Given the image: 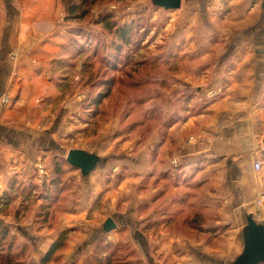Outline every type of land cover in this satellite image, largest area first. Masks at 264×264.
Masks as SVG:
<instances>
[{"label": "crops", "instance_id": "0c3cea01", "mask_svg": "<svg viewBox=\"0 0 264 264\" xmlns=\"http://www.w3.org/2000/svg\"><path fill=\"white\" fill-rule=\"evenodd\" d=\"M60 8L56 0H0V198L12 170L29 192L42 189L36 164L49 155L46 144L59 147L51 97L38 100L53 87L44 78L60 52L61 38L53 36ZM172 12L164 27L170 83L163 108L174 119L149 136L147 150L135 140L126 182L95 174L100 160L88 175L65 167L73 189L52 228L15 226L0 215L12 237L22 231L35 261L69 231L52 264H88L100 238L131 248V264H236L253 224L264 231V205L256 204L264 178V0H182ZM8 93L16 99L11 109L2 105ZM184 94L191 100L175 102ZM7 204L0 200V208ZM109 218L117 228L103 233Z\"/></svg>", "mask_w": 264, "mask_h": 264}, {"label": "rangeland", "instance_id": "374dc122", "mask_svg": "<svg viewBox=\"0 0 264 264\" xmlns=\"http://www.w3.org/2000/svg\"><path fill=\"white\" fill-rule=\"evenodd\" d=\"M86 1L87 16L67 22L64 6L56 0L61 8L59 28L53 36L61 38L60 52L51 62L52 72L44 78L51 81L53 87L51 90L45 88L38 100L45 102L51 97L49 102L54 109L50 125L57 121L53 132L57 134L59 147L46 144L49 155L43 158L46 171L47 159L51 164L47 167L52 171V175L49 173L43 180L46 189L55 177V162L60 163L64 171L69 167L66 158L71 150L96 156L100 162L95 174L103 170L108 177L106 181L113 182L112 185L126 182L131 177L135 140L140 139L139 144L143 145L138 148L143 149L153 132L161 129L159 134L164 133L161 121L168 117L163 108L169 100L165 89L170 83L164 76V55L169 53L164 42V27L168 15L174 12L159 8L155 0ZM123 26L129 27L128 43L125 38H119L118 29ZM176 86L179 88V84ZM185 97L184 94L174 100L177 103L191 100ZM15 100L12 94H5L3 108L11 109ZM148 108L157 111L161 121H155L154 118L159 119L157 114L151 117L153 120H148L151 113ZM103 159L106 162L101 165ZM16 173L12 170L11 175H7L9 191L1 190L3 197L0 200L8 201V204L0 208V215L11 217L15 226L34 225L41 230L47 224L45 228H52V219L49 221V218L55 219L67 211L66 205L70 201L73 183L66 179L67 172L59 175L60 186L54 191L39 188L37 193L29 192L25 181ZM260 180L259 194L264 191V178ZM143 184H147L146 177ZM26 196L32 197L33 202L23 200ZM263 205L264 202L260 206ZM88 219L92 220L93 216ZM78 226L84 229L86 224L82 222ZM21 232H13L14 242L18 247L26 246V256L32 258L30 246ZM100 239L98 247L104 242ZM127 251L122 249L120 252L126 254ZM121 253L119 257H124Z\"/></svg>", "mask_w": 264, "mask_h": 264}, {"label": "trees", "instance_id": "16d2710c", "mask_svg": "<svg viewBox=\"0 0 264 264\" xmlns=\"http://www.w3.org/2000/svg\"><path fill=\"white\" fill-rule=\"evenodd\" d=\"M60 2L63 4L65 13H66V21H72V20H81L84 19L87 16V9H86V0H60ZM129 27H121L118 29L119 38L123 40L126 39L127 43L129 42ZM166 70V68H165ZM166 74L164 73V76ZM169 79V77H167ZM170 80V79H169ZM150 93V92H149ZM147 104L150 105V102H147ZM152 108H148V110L151 111L149 113V119L153 120V116H156L159 118H154L156 122L161 121L160 120V114L157 113V111L152 112ZM160 110V108H158ZM174 119V116H168L167 121L165 119L162 122V130L166 126H168L171 122V120ZM159 124V123H158ZM157 124V125H158ZM161 130V129H159ZM67 163V162H66ZM64 173V167L60 163L55 162V169H54V175L55 177L50 181V185L46 189L45 184L43 185V191L47 190H55L56 187H59V175ZM42 215V214H40ZM17 216V213L15 214V217ZM37 219V218H36ZM45 223H47V218L44 219ZM51 218H49V221ZM44 222V221H43ZM49 224V223H48ZM48 226L47 224H44L43 227ZM41 227V228H43ZM69 231H64L60 234L59 238L51 245L49 250L43 255V257L35 261L33 258H30L29 256H26V252L28 253V250H26V246L24 247H18L19 245L14 242V237L11 236V230L10 227L4 224L3 221L0 220V264H52L57 261L60 257L61 251L65 248L67 243V236ZM14 243L16 245H14ZM101 247H98V245L95 248V252L91 257L88 258L87 263L88 264H131V256L133 252L129 251V248L126 245H119L117 247L114 246H104L100 245ZM124 249H127L128 251L126 254H124V257H119L120 251ZM128 253V254H127ZM30 254V253H29ZM123 256V255H122ZM264 264V263H261Z\"/></svg>", "mask_w": 264, "mask_h": 264}, {"label": "water", "instance_id": "95a60500", "mask_svg": "<svg viewBox=\"0 0 264 264\" xmlns=\"http://www.w3.org/2000/svg\"><path fill=\"white\" fill-rule=\"evenodd\" d=\"M156 5L167 11H176L181 8L182 0H155ZM264 146V139H263ZM68 165L80 170L84 175L90 174L97 166L99 159L81 150H71L66 158ZM117 228L113 219L109 218L103 225V233H109ZM252 239L247 243L244 255L236 264L264 263V231L253 224ZM263 229V228H262Z\"/></svg>", "mask_w": 264, "mask_h": 264}, {"label": "built area", "instance_id": "2783aa9c", "mask_svg": "<svg viewBox=\"0 0 264 264\" xmlns=\"http://www.w3.org/2000/svg\"><path fill=\"white\" fill-rule=\"evenodd\" d=\"M5 101H6V100H4V102H5ZM192 140H193V139H192ZM172 163H173V165H175V166L178 165L177 160H174ZM254 169H255V171H256L257 173H260L261 170H262V165H261V163H260V162H256L255 165H254ZM36 170L38 171V175H39V180H40V182L43 183V180L45 179V177L48 176V173H47V171H46V169H45V167H44V165H43V161H42V160H40V161L37 162V164H36ZM263 202H264V191H263L262 193L259 194L256 203H257L258 205H261V204H263Z\"/></svg>", "mask_w": 264, "mask_h": 264}]
</instances>
